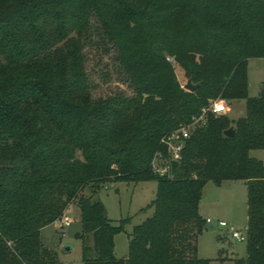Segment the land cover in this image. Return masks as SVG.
I'll use <instances>...</instances> for the list:
<instances>
[{
  "label": "trees",
  "instance_id": "obj_1",
  "mask_svg": "<svg viewBox=\"0 0 264 264\" xmlns=\"http://www.w3.org/2000/svg\"><path fill=\"white\" fill-rule=\"evenodd\" d=\"M91 21L130 95L91 97ZM249 58H264V0H0V264H62L39 230L71 204L80 264H208L196 255L198 203L206 182L223 180L246 191L245 256L234 264H264V164L249 156L264 147V81L247 96ZM174 65L195 90L180 86ZM215 99H243L244 115L205 112L169 160L161 138ZM156 153L163 174L152 171ZM149 180L154 198L141 210L151 213L117 258L112 235L128 218L112 224L93 195Z\"/></svg>",
  "mask_w": 264,
  "mask_h": 264
},
{
  "label": "rangeland",
  "instance_id": "obj_2",
  "mask_svg": "<svg viewBox=\"0 0 264 264\" xmlns=\"http://www.w3.org/2000/svg\"><path fill=\"white\" fill-rule=\"evenodd\" d=\"M90 42L83 47L84 69L89 82L91 97H105L121 91L130 95L124 76L119 71L112 47L97 34L93 21ZM248 93L257 95L258 80L264 79V59H247ZM176 79L180 86L185 77L182 70L174 65ZM211 102V101H210ZM209 102V104H210ZM225 102V101H224ZM208 104V105H209ZM227 117L238 118L244 115L243 101L233 102ZM249 156L260 159L264 164V147L249 151ZM155 182L116 181L102 185L93 195L105 210L112 224L128 218L123 231L112 235L113 254L117 258L126 256L128 233L131 227L150 215L151 208L141 210L154 198ZM245 184L241 180H223L219 184L206 182L201 189L198 213L202 219L219 220L241 232H245L246 205ZM84 194H88L84 190ZM69 221L64 226L61 221H53L39 230L42 245L54 251L62 264H79L81 239L79 210L75 204L67 207L64 217ZM227 227L218 226L215 221L204 222L203 229L196 239V255L207 259L208 264H234L235 259L245 256V241L232 238ZM87 243L90 239L87 238Z\"/></svg>",
  "mask_w": 264,
  "mask_h": 264
},
{
  "label": "built area",
  "instance_id": "obj_3",
  "mask_svg": "<svg viewBox=\"0 0 264 264\" xmlns=\"http://www.w3.org/2000/svg\"><path fill=\"white\" fill-rule=\"evenodd\" d=\"M168 61H172V58H166ZM227 107L224 102V100L221 99H215L210 102V104L201 109V113L197 117H193L191 122L185 126H182L175 130L170 135L161 138V142L165 144L166 146V152L168 159L171 161H178L180 158V150L183 145V140L187 138L189 134V129L193 128L195 125H202L204 123L203 114L205 112H210L212 114H222L226 112ZM151 168L152 171L158 174H163L167 170L166 166V160H163L160 158V154L156 153L152 160H151ZM64 217V216H63ZM61 218L59 221H61V224L66 226L68 225L69 221L66 218ZM205 222L209 223L211 221H215L218 226L227 227L226 223L219 220H211L206 218L204 220ZM227 231L229 232L230 236L236 240H245V232H241L235 228H232L231 226L227 227Z\"/></svg>",
  "mask_w": 264,
  "mask_h": 264
},
{
  "label": "water",
  "instance_id": "obj_4",
  "mask_svg": "<svg viewBox=\"0 0 264 264\" xmlns=\"http://www.w3.org/2000/svg\"><path fill=\"white\" fill-rule=\"evenodd\" d=\"M197 83H192L190 78H187L184 84L181 85L183 89L186 91H193L197 88ZM223 134L227 137H232L234 135V129L232 127H228L227 129L223 130Z\"/></svg>",
  "mask_w": 264,
  "mask_h": 264
},
{
  "label": "crops",
  "instance_id": "obj_5",
  "mask_svg": "<svg viewBox=\"0 0 264 264\" xmlns=\"http://www.w3.org/2000/svg\"><path fill=\"white\" fill-rule=\"evenodd\" d=\"M260 59H264V58H260ZM248 61V60H247ZM247 61H246V78H247V96L248 97H251L250 95H249V93H248V87H249V81H248V74H247ZM264 81V79H259L258 80V87H257V92L259 91V88H260V84L262 83ZM253 97V96H252ZM237 102V103H240V101H243V104H244V100L243 99H238V100H231V101H229V102H225V104H226V107H227V110H226V112H224V114H226L227 115V113H228V111H230V110H228V109H230V107H231V105L233 104V102ZM228 116V115H227ZM230 119H236V118H231L230 117ZM260 160V159H259ZM242 181V180H241ZM243 182V181H242ZM244 183V182H243ZM205 185V184H204ZM203 185V186H204ZM203 188V187H202ZM79 264H80V262H79Z\"/></svg>",
  "mask_w": 264,
  "mask_h": 264
}]
</instances>
